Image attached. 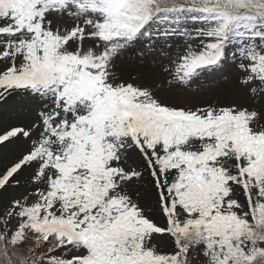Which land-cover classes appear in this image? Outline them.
<instances>
[{
  "label": "snow or ice",
  "instance_id": "6c2138e0",
  "mask_svg": "<svg viewBox=\"0 0 264 264\" xmlns=\"http://www.w3.org/2000/svg\"><path fill=\"white\" fill-rule=\"evenodd\" d=\"M0 264H264V0H0Z\"/></svg>",
  "mask_w": 264,
  "mask_h": 264
}]
</instances>
